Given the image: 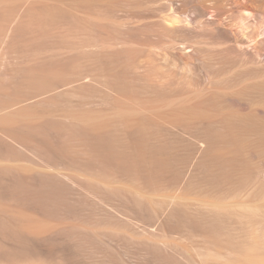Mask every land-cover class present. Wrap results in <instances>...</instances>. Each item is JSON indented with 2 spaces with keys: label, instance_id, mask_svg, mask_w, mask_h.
I'll return each mask as SVG.
<instances>
[{
  "label": "rangeland",
  "instance_id": "rangeland-1",
  "mask_svg": "<svg viewBox=\"0 0 264 264\" xmlns=\"http://www.w3.org/2000/svg\"><path fill=\"white\" fill-rule=\"evenodd\" d=\"M0 264H264V0H0Z\"/></svg>",
  "mask_w": 264,
  "mask_h": 264
},
{
  "label": "bare ground",
  "instance_id": "bare-ground-1",
  "mask_svg": "<svg viewBox=\"0 0 264 264\" xmlns=\"http://www.w3.org/2000/svg\"><path fill=\"white\" fill-rule=\"evenodd\" d=\"M103 144L107 145V142L103 141ZM40 180L41 186L38 188V194L34 193L35 190H31L32 187L22 184L17 185V193L21 198L35 201L42 208L53 211L58 207L59 197L64 187L51 177H42Z\"/></svg>",
  "mask_w": 264,
  "mask_h": 264
}]
</instances>
